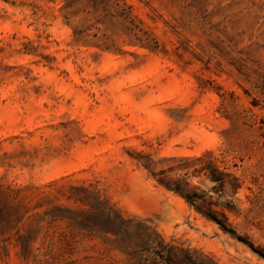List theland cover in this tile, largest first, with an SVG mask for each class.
<instances>
[{"label":"rangeland","instance_id":"374dc122","mask_svg":"<svg viewBox=\"0 0 264 264\" xmlns=\"http://www.w3.org/2000/svg\"><path fill=\"white\" fill-rule=\"evenodd\" d=\"M118 4L155 51L85 0H0V264H150L124 252L142 249L134 232L70 225L95 196L218 264H264V0ZM207 152L240 181L235 235L136 160L167 171Z\"/></svg>","mask_w":264,"mask_h":264},{"label":"trees","instance_id":"16d2710c","mask_svg":"<svg viewBox=\"0 0 264 264\" xmlns=\"http://www.w3.org/2000/svg\"><path fill=\"white\" fill-rule=\"evenodd\" d=\"M65 9H71L80 0H63ZM90 7L96 9L102 7L106 14L111 17L117 16L127 23V29L133 33L136 38L143 43L149 50L155 51V39L150 33L138 28L134 24V19L131 17L129 8L125 5H119L118 0H85ZM75 15V11L70 12ZM141 33L140 36L136 32ZM80 32H74V36ZM205 158L196 157L189 158H172L185 162V166L181 168L170 167L167 171L156 169L149 155L139 154L136 158L137 162L150 173L155 179V182L164 187L166 190L173 192L181 197L189 206L193 207L205 219L214 222L223 231L235 235L233 228L226 211H235V195L240 189L241 184L239 179L222 169H220L211 159V153L207 152ZM176 169L185 170L184 176L175 175ZM190 176L208 179L214 183L209 191L199 189L192 185L189 181ZM212 191L217 197L210 195ZM79 201L89 206L87 211H82V215L69 219L71 226L76 227L80 231L99 232L105 235H115L121 243L128 241L127 234L129 232L136 233V247L142 249L124 248L129 259L140 260L144 254H148L150 264H218L212 257L203 254L202 252L184 247L175 242H167L158 233V231L149 225L147 220L127 218L113 205L99 196H95L93 201L87 198H79ZM52 220H62L63 216L51 214ZM240 239L239 237H237ZM251 245V244H250ZM254 249L252 246H250ZM27 248V246H23ZM264 258V253L258 252Z\"/></svg>","mask_w":264,"mask_h":264}]
</instances>
